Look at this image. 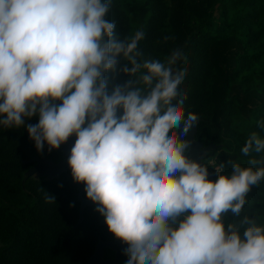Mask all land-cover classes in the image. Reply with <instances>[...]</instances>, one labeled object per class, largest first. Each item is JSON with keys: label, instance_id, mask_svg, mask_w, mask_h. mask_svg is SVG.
<instances>
[{"label": "clouds", "instance_id": "obj_1", "mask_svg": "<svg viewBox=\"0 0 264 264\" xmlns=\"http://www.w3.org/2000/svg\"><path fill=\"white\" fill-rule=\"evenodd\" d=\"M111 4L0 0V127L26 128L40 153L75 137L73 181L126 245V264H264V225L242 215L264 158L228 160L225 173L215 157L189 156L199 117L183 107L187 57L143 59V29L120 38ZM241 152H264V138L252 132Z\"/></svg>", "mask_w": 264, "mask_h": 264}, {"label": "trees", "instance_id": "obj_2", "mask_svg": "<svg viewBox=\"0 0 264 264\" xmlns=\"http://www.w3.org/2000/svg\"><path fill=\"white\" fill-rule=\"evenodd\" d=\"M106 19L120 38L143 29V59L162 60L174 49L187 57L178 62L187 69L183 107L199 117L193 138L204 148L201 158L225 162V173L228 160L247 167L264 158L241 152L252 132L264 138V0H112ZM64 159L61 148L38 152L26 128L0 127V264H86L100 242L116 240L95 204L81 218L79 194L86 193L70 167L52 178L33 173L42 160ZM51 194L54 203L46 201ZM247 199L242 215L264 225V180Z\"/></svg>", "mask_w": 264, "mask_h": 264}, {"label": "water", "instance_id": "obj_3", "mask_svg": "<svg viewBox=\"0 0 264 264\" xmlns=\"http://www.w3.org/2000/svg\"><path fill=\"white\" fill-rule=\"evenodd\" d=\"M193 134H194V130L189 134V136L187 137V139H189L192 142L191 145V149L189 152V156L193 159H197L200 160L201 159V155H202V151H204V148H201V143L196 142L193 138ZM74 141H72L71 139H69V141L61 146V149L63 150V152L65 153V155L67 156L66 159L58 162V163H53L51 161H47V160H42L41 162H39V164L37 165V168L33 171V173H36L35 171H37V169L39 168V165L44 162V165H47L51 168L47 169H56L58 168L60 171L58 172L57 175L58 176L62 171H64L65 169L69 168V165L67 163L68 161V157L70 155V150L71 147L73 146ZM207 149V148H206ZM48 172V171H47ZM51 174L50 178L55 177ZM79 199L82 201L81 204V218L83 216V211L84 208L88 205H92L93 202H91L88 199H84L81 195V193L79 194ZM103 222H105V220H103ZM105 247H111L113 249H117V257L115 260H107L104 261L102 264H126V260L127 257L123 254V250L126 247V245L122 244L121 241L119 240H114V241H102L97 245L96 251L93 254V256L90 258V260L86 263V264H95L96 262L98 263L99 261H101V258L103 256V251Z\"/></svg>", "mask_w": 264, "mask_h": 264}, {"label": "rangeland", "instance_id": "obj_4", "mask_svg": "<svg viewBox=\"0 0 264 264\" xmlns=\"http://www.w3.org/2000/svg\"><path fill=\"white\" fill-rule=\"evenodd\" d=\"M203 155H204V151H202V155H201V157H202ZM43 163H44V162H42V163L39 165V168L37 169V171H35L36 173H41V174H44V175L50 177L51 174H52L53 176H55V175H57L58 172L60 171L58 168L47 170V169H49V168H51V167H49V166H47V165H44ZM47 171H48V172H47ZM95 264H98V263L96 262Z\"/></svg>", "mask_w": 264, "mask_h": 264}, {"label": "flooded vegetation", "instance_id": "obj_5", "mask_svg": "<svg viewBox=\"0 0 264 264\" xmlns=\"http://www.w3.org/2000/svg\"><path fill=\"white\" fill-rule=\"evenodd\" d=\"M72 141H75V137L73 136L72 138H70ZM67 158V156L65 155V159ZM54 163V162H53ZM117 240V239H116ZM107 248H109V247H105L104 248V251H103V256H102V258H101V261H99L98 262V264H102L104 261H107V260H115L116 259V257H117V252H118V250L117 249H113V248H111V254L109 255V256H106L107 254H108V252L106 251L107 250ZM106 259H105V258Z\"/></svg>", "mask_w": 264, "mask_h": 264}]
</instances>
